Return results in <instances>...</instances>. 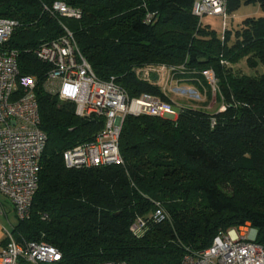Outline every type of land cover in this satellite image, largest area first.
Returning <instances> with one entry per match:
<instances>
[{
	"label": "trees",
	"instance_id": "16d2710c",
	"mask_svg": "<svg viewBox=\"0 0 264 264\" xmlns=\"http://www.w3.org/2000/svg\"><path fill=\"white\" fill-rule=\"evenodd\" d=\"M80 8L79 18L49 12L53 2ZM194 0H0V17L16 28L8 47L21 74L36 79L40 127L47 136L38 186L29 215L12 234L17 242L45 241L57 247L58 264H181L186 250H203L219 232L243 225L264 246V16L246 17L218 35L192 12ZM264 0H226L227 15ZM48 8V9H47ZM73 35L94 73L130 98L144 93L175 104L176 118L126 115L120 136L122 162L69 168L63 152L92 141L103 116H78L75 104L46 86L50 64L34 54L65 34ZM170 68L177 82L216 79L219 108L176 104L158 82ZM160 209L164 217L155 220ZM140 218L145 226L134 234ZM6 242V240H5Z\"/></svg>",
	"mask_w": 264,
	"mask_h": 264
},
{
	"label": "built area",
	"instance_id": "2783aa9c",
	"mask_svg": "<svg viewBox=\"0 0 264 264\" xmlns=\"http://www.w3.org/2000/svg\"><path fill=\"white\" fill-rule=\"evenodd\" d=\"M225 3L226 0H194L192 12L200 18L217 15L226 19ZM48 10L67 18H79L82 13L80 8L62 1L53 2ZM16 25L13 19L0 17V195L12 205L16 217L23 220L29 215L38 186L47 136L40 127L36 79L20 73L16 52L7 45ZM64 29L63 36L34 50L40 61L51 66L46 86L60 100L74 102L78 116L96 114L105 120L103 129L92 141L76 144L63 152L64 164L69 168L119 164L122 162L119 136L126 115L174 119L178 110L172 102L151 94L130 98L112 78L100 79L82 56L72 33ZM150 70L166 73L169 80L170 68L149 69L146 77ZM202 73L215 87L213 71L209 69ZM162 91L166 93L165 87ZM2 214L4 205L0 200ZM163 217L160 209L155 210V220ZM144 226L145 222L138 218L131 231L140 234ZM233 232L235 239L228 232H219L209 247L186 250L181 264H264V246L254 242L255 229L243 225L234 228ZM61 258L57 247L45 241L17 242L12 232H6V242L0 247V264H58ZM95 264L128 263L108 260Z\"/></svg>",
	"mask_w": 264,
	"mask_h": 264
},
{
	"label": "rangeland",
	"instance_id": "374dc122",
	"mask_svg": "<svg viewBox=\"0 0 264 264\" xmlns=\"http://www.w3.org/2000/svg\"><path fill=\"white\" fill-rule=\"evenodd\" d=\"M264 16V11L260 9L258 4H248L241 5L233 14L227 15L226 19H222L221 16L217 15H203L201 21L203 24H208L213 30L216 31L218 35L224 34V32L230 27H238L240 22L246 17H261ZM241 70V72L247 75H255L264 71V66L258 64L255 68L247 66L245 59L240 60L237 64L233 66ZM211 70V69H210ZM214 74V72H213ZM144 76L146 72L144 71ZM167 74H158L159 85L163 88L165 87L166 94L179 105H189L209 111L217 110L218 108L222 110L220 102L216 100L215 91L216 86H211V90L208 95V88L205 84L196 85H186L177 82L176 79L168 77ZM215 78V75H214ZM215 84V83H214ZM212 84V85H214ZM11 220L18 223V218L11 213ZM10 227V226H9ZM230 237L235 239V234L232 229L228 231Z\"/></svg>",
	"mask_w": 264,
	"mask_h": 264
},
{
	"label": "crops",
	"instance_id": "0c3cea01",
	"mask_svg": "<svg viewBox=\"0 0 264 264\" xmlns=\"http://www.w3.org/2000/svg\"><path fill=\"white\" fill-rule=\"evenodd\" d=\"M184 84L188 86L193 85L192 83H188V82L187 83L183 82V85ZM0 200L3 202L4 205V214L0 215V247H1L5 243L6 232H12L13 227L16 225V223L11 220V213H14L12 205L1 195H0Z\"/></svg>",
	"mask_w": 264,
	"mask_h": 264
}]
</instances>
